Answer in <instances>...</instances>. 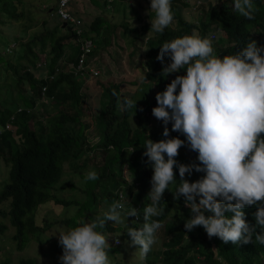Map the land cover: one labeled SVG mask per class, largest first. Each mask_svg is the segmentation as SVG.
Returning a JSON list of instances; mask_svg holds the SVG:
<instances>
[{
    "label": "trees",
    "instance_id": "trees-1",
    "mask_svg": "<svg viewBox=\"0 0 264 264\" xmlns=\"http://www.w3.org/2000/svg\"><path fill=\"white\" fill-rule=\"evenodd\" d=\"M13 0H0V13L9 18L19 20L22 23V10L15 11ZM110 1V0H107ZM234 0H221L213 6L202 4L198 6L194 20H186L180 13L178 7H174L173 15L175 28H165L162 33H153L145 37L144 45V67L146 80L136 87L128 97H121L118 83L110 82L103 87L106 94V102L103 107L101 135L96 145H88L83 129L86 124L80 117L84 115V94L81 91L82 81L71 71L59 69L57 64L64 54L68 41H74L73 36L66 30L63 34L58 33L59 20L56 25L45 27V21H40L42 27L38 32L33 33L30 38L20 44L21 55L26 62L21 72L14 76L20 85L26 81V97L20 98L21 105L11 102L8 105L0 104V158L8 166L7 182L0 190V204L6 202V206L0 207V218H6L8 224L14 229L12 240L15 247L20 250L29 241V238H39L49 223L39 226L34 222V211L37 206L48 201L60 204L64 207L69 205L77 206L76 215H72L62 222L65 225L73 226L76 219L86 218L91 221L97 216H102L106 211L102 206V214H97L98 202L105 200L112 204L119 201L125 207L138 204L141 224H132L130 227L140 228L143 224V209L151 203L148 196L151 188L152 168L143 155V147L146 138L154 142L165 139L163 129H149L147 122L152 115L151 109L156 106V93L165 90L171 80L161 75L162 64L156 59L159 47L167 41L177 37L198 33L204 37L206 33L219 29L226 36L227 44L222 48L214 49V55H231L240 51L246 46L249 40H255L257 45L264 47V0H253L257 8L255 18L248 20L239 15L233 7ZM54 13V7H48ZM57 18V17H56ZM122 31L137 32L135 29H128L126 23H122ZM104 19L102 16H94L87 24L85 35L100 38L99 47L109 44V39L104 38L102 29ZM141 33L145 30L142 28ZM94 40V38H92ZM18 42L16 43V45ZM41 53V54H40ZM93 51L90 52L91 55ZM46 63V71L35 76L29 67L35 68L36 61ZM166 63L170 59L165 57ZM71 64L76 63V57L69 58ZM29 66V67H26ZM12 68V66H10ZM148 70V71H147ZM186 74L185 69L178 71L177 75ZM44 88V90H42ZM113 90L117 95H113ZM24 92V91H23ZM22 92L18 91V94ZM125 98L136 101V109L122 111L121 105ZM53 104V109L45 112L36 120L32 127L27 124L33 118L32 108L38 106L41 111L46 106ZM120 108V113L117 108ZM140 109H143L142 111ZM146 113V115L144 114ZM134 114V115H133ZM8 127L5 128V124ZM11 127H14L13 129ZM182 134L169 129L168 138H182ZM134 152L129 153L131 147ZM183 146L178 150L179 154L175 159L178 163L192 164L199 163L195 159L188 158L183 151ZM101 154V165L97 167V180H88L84 186L85 200L74 201L58 198L52 193L62 175V164L81 160L79 165L83 167L87 158L94 157V151ZM83 157L84 159H80ZM175 179L165 190L162 197L161 207L163 214L153 219L159 220L162 224V245H178L177 249H157L152 247L144 259V264H264V245L255 242L243 244H225L219 238H209L200 226L188 232L186 243L181 245L185 239L183 216L177 219L169 218L170 211L174 205L185 206L184 197L173 198L175 187L179 184L180 177L178 169L174 167ZM128 175L129 180L123 178ZM204 174L193 170L192 174L185 175L184 179L194 182ZM98 188L99 192L95 191ZM122 194V199L118 197ZM129 199L132 203L125 205ZM256 206H249L243 209L245 219L250 225L255 224L253 213ZM208 215V213H205ZM6 224L0 221V233ZM123 228L118 224L106 221L105 229L101 231L108 239L110 245L109 254L117 252L120 241L114 244L113 237L119 239L124 236ZM260 229L257 228V232ZM192 251L189 255L187 251ZM16 264H36L34 259L23 258ZM55 264H61L56 262ZM117 264V263H115Z\"/></svg>",
    "mask_w": 264,
    "mask_h": 264
},
{
    "label": "clouds",
    "instance_id": "clouds-1",
    "mask_svg": "<svg viewBox=\"0 0 264 264\" xmlns=\"http://www.w3.org/2000/svg\"><path fill=\"white\" fill-rule=\"evenodd\" d=\"M233 7L240 16L255 18L257 8L253 0H234ZM150 9L155 12L150 30L162 33L174 19L170 0H150ZM59 22L61 25L62 21ZM215 31L204 37L198 33L177 37L159 47L156 59L162 64L161 75L167 77L181 69L186 74L177 75L164 91L156 93L157 106L151 109L152 115L165 126V139L154 142L146 138L143 146L152 176L148 194L151 203L143 209L142 227L137 229L125 223L126 217H133L138 221L132 224H141L138 204L125 212L122 203L113 201L102 216L91 221L81 218L76 226L55 235L62 247L61 264H113L108 238L97 231L105 229L106 221L125 224L128 243L139 249V258L144 261L152 247H156V233L162 224L153 217L163 214V193L176 181L174 167L180 181L172 191L173 198L183 196L192 213L185 220L181 245L197 226L209 238L217 237L225 244L253 243L254 238L264 245V47L249 40L240 51L221 58L213 54V38L218 36ZM165 57L170 63H165ZM145 80L142 75L141 82ZM112 94L117 95L115 90ZM136 101L125 98L122 111H135ZM169 123L172 131L184 135L187 146L198 154L199 163L177 162L175 157L185 146V140L168 138ZM134 151L132 146L129 153ZM193 170L204 175L194 182L184 179ZM98 178L95 171H89L85 177ZM249 206L257 208L253 213L254 225L245 219L243 209ZM177 247L162 245L160 249Z\"/></svg>",
    "mask_w": 264,
    "mask_h": 264
},
{
    "label": "rangeland",
    "instance_id": "rangeland-1",
    "mask_svg": "<svg viewBox=\"0 0 264 264\" xmlns=\"http://www.w3.org/2000/svg\"><path fill=\"white\" fill-rule=\"evenodd\" d=\"M198 1V2H197ZM221 0H170L172 12L174 7H178L181 15L186 20H194L198 10V6L202 4L213 6ZM56 0H13L15 11L22 10V23L19 20L9 18L7 15L0 13V104L8 105L15 102L21 105L20 98L26 97L28 84L22 81L20 85L15 79L14 71L20 73L22 66L26 65L23 55H21L20 44L28 40L33 33L38 32L42 27L40 21H45V27H52L57 24L58 19L52 10L48 7H54ZM73 8L76 14L83 20V27L86 29L85 22H90L94 16H102L104 19V27L102 35L104 38L109 39V44L99 47L100 38H94L93 53L88 56L87 62L89 67L97 70V76L84 78L82 82L81 91L84 94V115L80 117L81 121L86 124L83 129L84 136L88 145H96L100 139L102 124L103 107L106 102V94L103 87L107 83L114 82L119 85V94L121 97H128L136 87L141 85V76L144 75V52L146 50L144 45L145 37L151 36L154 32L150 30V20L154 18L155 12L150 9V0H69L68 10ZM122 23H126L128 29H135L137 32H123ZM170 29L175 28V20L168 26ZM145 30L142 34L141 29ZM217 30V29H216ZM65 29L59 27L58 33L63 34ZM215 31V30H213ZM212 32V31H211ZM218 36L213 40V47L222 48L226 46V36L223 32H218ZM207 33L205 36H207ZM18 44L16 45V43ZM70 42L67 50L73 51L74 48ZM74 45V41H73ZM71 46V47H70ZM215 52V51H214ZM41 54V53H40ZM165 59V63H166ZM42 61L39 58L36 61L35 68L29 67L35 76H38L41 69ZM68 63H66L67 65ZM61 63L57 64V71L61 68ZM12 66V68L10 67ZM70 67V65L68 66ZM178 72L169 74L166 78L169 80L174 79V75ZM22 92L21 94H18ZM24 91V92H23ZM156 103V102H155ZM43 111L38 106L32 108L31 113L33 118L27 122L29 127L33 126L34 121L41 120L40 118L47 111L52 110L53 104L49 103ZM22 106V105H21ZM157 106V105H156ZM120 113V108H117ZM146 115V113H144ZM149 129L162 130L165 126L162 121L156 118H150L147 122ZM168 129L171 128V123L167 125ZM12 129L14 127H11ZM182 140H185L183 151L186 150L185 155L188 158L197 160V153L190 150L187 146V141L184 135ZM98 140V141H97ZM80 159H84L81 157ZM81 160L68 163L67 161L62 164V175L60 181L56 184L52 193L58 198L64 200L81 201L85 200L84 186L88 181L85 179L89 171H96L97 167L101 164V154L94 151V157L87 158L83 167H80ZM198 161V160H197ZM8 166L0 158V190L7 182ZM123 178L129 180V176L123 175ZM95 191L99 192L98 188ZM150 198V197H149ZM132 199H129L125 205L131 204ZM105 206L106 211L110 204L105 200L98 202L96 210L102 214V206ZM124 205V204H123ZM5 203H1L0 207L4 208ZM132 206H124L126 212ZM78 207L74 205L62 206L55 204L53 201L44 202L37 206L34 211V222L39 226H45L49 223L48 227L39 235L38 239L34 237L29 238L25 246L18 250L15 247V242L12 240L14 229L8 224L6 218H0V221L5 223L7 228L0 233V264H16L20 259L31 258L34 259L36 264H55L59 262V257L62 255V247L58 244V239L55 235L60 230L71 228L77 225L79 219L73 226L63 224L62 220L76 215ZM105 211V212H106ZM192 213L189 207L183 205H174L167 217L177 219L183 216L186 219L191 217ZM86 219V218H85ZM87 220V219H86ZM137 222L133 217H126L125 223L130 227L132 222ZM112 222V221H110ZM113 223V222H112ZM123 230L124 236L119 239L117 235L113 236L120 241L117 246V252L113 255L109 254V258L113 264H144V261L139 258V249L135 246H130L128 243L130 238L127 235V228L124 223L118 224ZM161 230L156 233L157 249L162 248V233L158 235ZM111 238V236L109 237ZM108 238V239H109ZM113 243L114 240L112 239ZM168 246V244H166Z\"/></svg>",
    "mask_w": 264,
    "mask_h": 264
},
{
    "label": "built area",
    "instance_id": "built-area-1",
    "mask_svg": "<svg viewBox=\"0 0 264 264\" xmlns=\"http://www.w3.org/2000/svg\"><path fill=\"white\" fill-rule=\"evenodd\" d=\"M68 2L69 0H57L55 15L60 21L65 22L66 25L71 27V31L73 32L75 37V41L78 44L77 62L75 65H70V71L74 75L96 76L98 74L97 70L89 67L86 62V58L92 51L93 42L87 35L84 34V31L86 29L83 27V21L81 20V18L74 15L70 10H68ZM215 38L216 36L213 38V40ZM42 90H44V88ZM7 127L8 123L5 124V128ZM118 197L122 199V194L120 192H118Z\"/></svg>",
    "mask_w": 264,
    "mask_h": 264
},
{
    "label": "crops",
    "instance_id": "crops-1",
    "mask_svg": "<svg viewBox=\"0 0 264 264\" xmlns=\"http://www.w3.org/2000/svg\"><path fill=\"white\" fill-rule=\"evenodd\" d=\"M72 7L70 8V11L71 12H73L74 13V15H76V16H78V14H76L75 13V11H72ZM79 17V16H78ZM83 21V20H82ZM84 22V21H83ZM89 22H85V25L87 26V24H88ZM206 35V34H205ZM74 38V37H73ZM91 40H92V38L91 37H89ZM72 43V47L74 48V50L73 51H71L70 49L69 50H67L68 49V45H69V43ZM92 42H93V40H92ZM93 45H94V43H93ZM70 46V47H71ZM72 56H75L76 57V62H77V56H78V44L76 43V41H75V38H74V45H73V42L72 41H68L67 42V45H66V47H65V51H64V54L62 55V57H61V59L59 60L60 61V63L62 64L61 65V67H64L65 69H66V71L68 70V71H70V67H68L69 65H72L71 64V61L69 60V58H71ZM90 56V55H89ZM88 58V57H87ZM87 58H86V62H87ZM66 63H68L67 65H66ZM76 64V63H75ZM74 64V65H75ZM87 64H88V62H87ZM39 66V68L41 69V71H40V73L39 74H41L42 72H44V71H46L45 69H46V63H42L41 65H38ZM79 78H80V80L83 82V80H84V78H87V77H92V76H88L87 75V77L85 76V75H77Z\"/></svg>",
    "mask_w": 264,
    "mask_h": 264
},
{
    "label": "water",
    "instance_id": "water-1",
    "mask_svg": "<svg viewBox=\"0 0 264 264\" xmlns=\"http://www.w3.org/2000/svg\"><path fill=\"white\" fill-rule=\"evenodd\" d=\"M61 28H64L67 32L70 33L71 36H73L72 32H71V28L70 26H66L64 22L61 23L60 25Z\"/></svg>",
    "mask_w": 264,
    "mask_h": 264
}]
</instances>
